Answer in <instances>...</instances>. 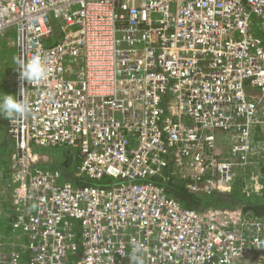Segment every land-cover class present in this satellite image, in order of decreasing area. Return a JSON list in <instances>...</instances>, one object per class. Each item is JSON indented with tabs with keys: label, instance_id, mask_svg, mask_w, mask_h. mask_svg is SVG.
Listing matches in <instances>:
<instances>
[{
	"label": "built area",
	"instance_id": "2783aa9c",
	"mask_svg": "<svg viewBox=\"0 0 264 264\" xmlns=\"http://www.w3.org/2000/svg\"><path fill=\"white\" fill-rule=\"evenodd\" d=\"M8 30L30 111L7 119L0 264H133V242L144 264H264V219L189 209L152 181L264 188V0H0ZM33 55L38 84L19 78ZM48 147L78 156L74 177L114 185L73 184L39 164Z\"/></svg>",
	"mask_w": 264,
	"mask_h": 264
},
{
	"label": "trees",
	"instance_id": "16d2710c",
	"mask_svg": "<svg viewBox=\"0 0 264 264\" xmlns=\"http://www.w3.org/2000/svg\"><path fill=\"white\" fill-rule=\"evenodd\" d=\"M7 34L8 36H12L11 32H8ZM11 149L12 145L10 142L4 140L0 146V154H8V151H11ZM66 156L70 170L64 172V174L67 179H71L73 184L95 185L100 187H110L114 185V182L110 180H101L96 181L94 184H90V180L88 179L74 177V167L79 163L78 156L75 155L70 158L67 153ZM8 171H10L9 167ZM152 181L161 186L168 195L176 199L181 205L189 209H194L202 213L218 211L227 212L230 213V215L240 214L264 219V188L259 194H247L243 192L245 183L241 178L235 180L230 192H213L211 194H194L189 192L184 181L171 175L168 170H165L162 176L154 177ZM1 197L2 195H0V200ZM10 207L9 201H2V211L0 214V239L2 241H11L10 237L13 234L10 216L6 215Z\"/></svg>",
	"mask_w": 264,
	"mask_h": 264
},
{
	"label": "clouds",
	"instance_id": "9594fccd",
	"mask_svg": "<svg viewBox=\"0 0 264 264\" xmlns=\"http://www.w3.org/2000/svg\"><path fill=\"white\" fill-rule=\"evenodd\" d=\"M48 76V69L44 61L39 55H33L32 58L20 66V80L29 84H38L45 80ZM21 99H17L15 95L4 94L0 97V118L19 119L26 116L30 111V105L24 99L25 88L20 89ZM133 247L131 260L133 264H144L143 260L137 255L140 248L138 245Z\"/></svg>",
	"mask_w": 264,
	"mask_h": 264
},
{
	"label": "rangeland",
	"instance_id": "374dc122",
	"mask_svg": "<svg viewBox=\"0 0 264 264\" xmlns=\"http://www.w3.org/2000/svg\"><path fill=\"white\" fill-rule=\"evenodd\" d=\"M11 32L12 31H7ZM6 33V35L0 40V68L1 71L4 70L6 75V70L7 68H11L14 69L15 68V62H16V54H15V48L13 45V33L12 36H8V34ZM4 94H12L16 96L15 93V86L13 83L10 84H2L1 86V90H0V97H2ZM264 109V107L262 108ZM256 134H258L260 137H262L261 139L264 140V127L262 129H259L256 131ZM6 140L8 142H10V144L12 145L11 139L7 133V119L5 121L4 118H0V145L3 143V141ZM226 148V147H224ZM47 150H50L49 147L45 148ZM260 166L256 164L255 166V170L257 172L261 171V165H264V153H260ZM45 156V155H44ZM49 158L48 156L45 157V159ZM0 159H2L0 157ZM43 159V158H42ZM42 159L39 160V163L41 161H43ZM3 160V159H2ZM1 165V163H0ZM107 181L109 180L108 177H104L102 179V181ZM96 181L90 180V184H94ZM261 193V191L259 192ZM256 193V194H259Z\"/></svg>",
	"mask_w": 264,
	"mask_h": 264
},
{
	"label": "crops",
	"instance_id": "0c3cea01",
	"mask_svg": "<svg viewBox=\"0 0 264 264\" xmlns=\"http://www.w3.org/2000/svg\"><path fill=\"white\" fill-rule=\"evenodd\" d=\"M6 121V119H5ZM1 146V145H0ZM50 150L47 149H42L41 152L43 155H45L44 157L41 155V158L43 161H41L39 164L42 166H46L49 168H57L60 171L64 172H68L70 170V168L68 167L69 163L67 161V156H66V152L64 148H60V147H49ZM12 150L8 151L5 155H1L0 157L3 159H0V195H2L1 197V203L2 201H9L10 202V190L6 187L7 182L9 181V176H8V167L10 164V158L12 155ZM41 154V153H40ZM48 156L49 158L45 159V157ZM75 168V167H74ZM73 171V169H72ZM70 179V178H69ZM71 180V179H70ZM10 206H11V202H10ZM12 208L10 207L7 211V216H10Z\"/></svg>",
	"mask_w": 264,
	"mask_h": 264
},
{
	"label": "water",
	"instance_id": "95a60500",
	"mask_svg": "<svg viewBox=\"0 0 264 264\" xmlns=\"http://www.w3.org/2000/svg\"><path fill=\"white\" fill-rule=\"evenodd\" d=\"M14 78H15L14 69L7 68L6 75L3 76L2 83L3 84L14 83Z\"/></svg>",
	"mask_w": 264,
	"mask_h": 264
}]
</instances>
